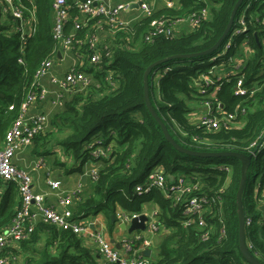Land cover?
Segmentation results:
<instances>
[{
	"label": "trees",
	"instance_id": "obj_1",
	"mask_svg": "<svg viewBox=\"0 0 264 264\" xmlns=\"http://www.w3.org/2000/svg\"><path fill=\"white\" fill-rule=\"evenodd\" d=\"M175 6H162L149 16L143 15L125 27H111L102 17L88 21L80 30L95 33L102 60L84 68L93 74V81L80 91L66 93L48 121L50 130L33 137V152L51 153L54 131L64 136L54 138L64 153L73 161L71 171L83 173L88 160L98 166L97 177L92 187L72 206L73 219L83 220L88 215L103 213L107 217L108 230L118 221L119 209L127 213H140L143 204L156 206L159 225L168 228L152 242L149 264H248L238 248V219L236 191L241 165L235 157H198L174 148L165 138L159 123L146 107L143 91V74L152 62L174 55L198 53L210 48L222 35L237 0H176ZM38 23L35 33L24 45V64L18 62V35L0 24V144L4 133L18 114L41 60L48 57L56 43L50 37L51 14L49 0H35ZM69 5L73 0H67ZM249 3L248 7L247 4ZM256 8L258 15L250 17V9ZM207 8V16L199 25L185 29L173 27L170 35L158 34L150 40L145 37L152 21L166 18L173 21L199 13ZM245 14L246 32L236 37L230 48L219 58L227 37L209 55L171 58L155 66L148 74L150 102L165 125L169 135L180 146L201 152L233 151L249 155V145L264 141V71L263 53L258 36L263 29L260 21L264 16V0H243L238 6L233 21L240 13ZM74 7L70 9L75 16ZM99 31L106 36L101 40ZM109 33V34H108ZM247 39L249 55L241 66L246 85L260 86L251 97L233 94L235 79L232 75L221 81L214 95L205 87L201 93L198 77L208 67L236 52L238 42ZM87 52V45L83 48ZM114 81L111 86L106 76ZM205 100L213 107L219 102L224 112H237L236 124L211 130L198 125L191 115L203 111ZM201 104L196 109L191 106ZM13 105V109H9ZM198 110V111H197ZM196 111V112H194ZM48 126V125H47ZM53 135V136H52ZM51 137V139H47ZM195 138V139H193ZM110 150L106 157L91 158L85 146L96 140ZM220 158L223 162H213ZM161 166L166 175V184L183 176L199 187L194 192H205L218 199L203 214L206 226L197 224L184 227L182 207L173 205L158 188L138 193L135 186L141 183L154 167ZM227 166L229 169L225 170ZM257 169V175L250 173ZM264 181V147L258 148L246 168V180L241 200L244 212L245 241L251 254L264 263V212L259 205L264 203L260 184ZM8 188L0 204V230L9 223L19 204L15 183ZM115 220L110 221V215ZM249 219V223L246 221ZM205 229L208 237L202 240ZM84 237L70 229H62L39 221L30 235L14 245L8 246L2 256H22L7 264H99L97 252L84 243Z\"/></svg>",
	"mask_w": 264,
	"mask_h": 264
},
{
	"label": "built area",
	"instance_id": "obj_2",
	"mask_svg": "<svg viewBox=\"0 0 264 264\" xmlns=\"http://www.w3.org/2000/svg\"><path fill=\"white\" fill-rule=\"evenodd\" d=\"M110 0H73L69 5L67 0H49L51 14L50 37L56 43L51 54L41 60L33 74L32 81L29 83L28 90L23 101L19 105L18 114L12 121L9 128L5 131L2 143L0 144V185L2 183L13 182L16 185L19 196V204L9 223L1 227L0 230V264H7L16 259L15 256H2L6 247L14 245L18 241L28 237L37 222L53 224L62 229H70L74 233L83 237L92 238L98 252L104 257L106 264H149V257L142 256V250L151 248L152 240L147 234H154L159 229L157 221V209H153L148 215L144 230L138 231L130 236L123 237L120 241V250L114 248L106 235L100 231L91 228V222L84 220H74L72 206L74 201L80 200L83 191V184L79 181L72 188L61 189V181L48 178L46 183L49 191L55 193L58 206H50L46 203V197L51 192H36L33 189V178L29 170L18 167L14 163L15 156L23 149L32 144L33 137L46 129L48 125V111L44 104L49 101L53 107H58L66 93L80 91L87 87L93 81V74L88 73L84 68L99 63L102 56H108L104 47H100L95 33H84L80 35V30L88 25V21L102 17L113 27H125L130 23L119 20V13L127 7L126 3L109 4ZM166 6H173V0H161ZM139 7L142 10V16H149L152 12L144 0H138ZM249 3L246 7H248ZM74 7L76 14L71 17L70 9ZM207 8H203L199 13H190L187 17L178 18L169 21L166 18H160L152 21V27L145 39L150 40L158 34L170 35L173 27L179 22H185L189 27L199 25L200 21L207 16ZM260 21L263 29L258 36V42L263 53L264 71V16ZM38 23L37 7L35 0H0V24L8 26V31L18 35L20 56L18 62L24 64L22 57L24 45L27 38L35 33ZM247 25L245 14L240 13L233 21L227 40L221 53L212 57L215 60L221 57L231 46L236 37L246 32ZM244 53L249 55V46L247 39H242ZM87 45V52L84 47ZM234 54L222 59L219 63L211 65L198 77L199 91L205 92V87L212 89L211 95H214L221 84V81L232 75L241 73V66L244 60L234 59ZM66 59H70L69 65L64 71L59 68ZM228 63L227 69L223 72L217 69V65ZM217 70V74L213 73ZM111 75L105 77L111 86L114 81ZM249 86L244 83V76L240 74L236 77L233 87V94L237 96L251 97L259 85ZM204 110L192 117L199 116L198 125L211 130H217L220 127L236 124L237 112H224L222 105L217 102L216 106L205 100ZM13 109V105H9ZM34 109V110H32ZM195 119V118H194ZM195 139V138H193ZM264 147V141L256 140L249 145V152L253 156L258 148ZM86 153L91 158L106 157L110 147H104L101 140L96 139L85 146ZM42 165V158L36 159L31 167L32 170ZM85 169L83 175L93 181L97 177L98 166H92ZM228 170L227 166L220 167ZM198 185L192 183L183 176H178L171 185L166 184V175L161 166L152 168L141 183L135 186L138 193L148 192L152 188L160 189L165 198L169 199L173 205L182 207V225L184 227L197 224L199 227L206 226L203 214L216 202L218 196L205 192L195 193ZM260 194L264 197V181L260 184ZM140 213H127L118 211L117 218L120 222L129 223L132 218ZM144 214V213H143ZM249 223V219L246 221ZM209 230L205 229L202 233V240L208 237ZM236 264V263H233Z\"/></svg>",
	"mask_w": 264,
	"mask_h": 264
},
{
	"label": "crops",
	"instance_id": "obj_3",
	"mask_svg": "<svg viewBox=\"0 0 264 264\" xmlns=\"http://www.w3.org/2000/svg\"><path fill=\"white\" fill-rule=\"evenodd\" d=\"M151 8V10H156L164 6L165 4L161 0H144ZM176 0L172 1V5L175 6L177 3ZM117 3H126L127 7L120 11L119 13V20L122 22L126 23H132L138 18L142 16V10L138 6H134L133 4L138 3V0H110L109 4L110 5H115ZM189 25L185 23L182 26H176L177 29H188ZM109 34V33H108ZM106 36L105 32L99 31V37L101 40H104L103 37ZM107 37V36H106ZM70 59H66L64 64H62V69L67 67L69 65ZM60 69V68H59ZM46 108L45 106H43ZM53 132H56L53 130ZM59 133L58 131L56 134ZM53 145V144H52ZM51 145V146H52ZM49 148H52V147ZM59 146V145H57ZM33 144H31L28 148L21 150L14 158V163L20 167L24 168L26 170L30 169L33 165L31 164L36 157L42 158V165L36 170L32 171V178H33V189L36 192H51L47 197H46V203L50 206L58 208V203H57V197L55 196V193L52 191H49V188L47 186V179H58L61 181V185L64 187H70L72 188L75 186L79 181L82 182L83 184V192L86 194L87 192L89 193L90 188L92 187V182L90 181L89 177L85 176V179L82 178L83 174H79L76 171H71L72 166H73V161L72 159L67 156L61 146H59V149L57 150L58 153L53 154V156H48L47 154H40V153H35L33 152ZM36 161V160H35ZM92 166H95L91 164ZM91 167V166H89ZM88 167V168H89ZM42 170V171H40ZM87 170V168H86ZM84 172V170H83ZM8 188V184H7ZM66 189V188H65ZM6 193V191H5ZM1 195L0 191V202L2 203L3 197L5 195ZM0 203V204H1ZM153 209H156V206L150 202H147L143 204L141 212L144 214H149ZM119 211V209H117ZM86 219L91 222V227L94 230L100 231L106 235L108 240L112 243V245L115 247V244L119 245V248H116L120 250V244L119 241L123 237L130 236L131 234H134L140 230L134 231L131 234L127 232V229H122L119 224L121 223L119 220L115 221L112 230H108V223H107V217L103 213H98L96 215H88ZM149 222V218H148ZM169 231L168 228H165L163 225L159 226V229L157 232L154 234L150 235L147 234V237H149L152 242H154L159 238L160 235L166 234ZM84 243L90 247V249L94 252H97V256L99 257V264H106L104 257L98 252L97 245L95 241L90 238V237H84ZM16 259L20 262L22 256L16 252Z\"/></svg>",
	"mask_w": 264,
	"mask_h": 264
},
{
	"label": "water",
	"instance_id": "obj_4",
	"mask_svg": "<svg viewBox=\"0 0 264 264\" xmlns=\"http://www.w3.org/2000/svg\"><path fill=\"white\" fill-rule=\"evenodd\" d=\"M242 1L243 0H237V2L235 3V5L232 9L230 18L228 20V23H227L222 35L217 39V41L210 48L205 49V50L198 52V53H192V54H186V55H174V56L166 57V58L154 61L150 65H148L144 71V74H143V91H144V100H145V104H146L147 109L149 110L151 115L156 119V121L159 123L166 140L174 148H176L178 151H181V152L186 153L188 155L198 156V157H235L240 161V165H241L240 178H239V183H238V187H237V191H236L237 219H238V248H239V251L242 255V258L248 264H264L258 258H256L255 256H253L251 254V252L249 251V249L247 247L246 241H245L244 212H243L241 195H242L243 187H244L245 180H246V168H247V166L251 160V157H252L251 154L245 155L241 152H233V151H219V152H208V151H206V152H201V151L190 150V149H187V148H184V147L178 145L173 140V138L169 135L165 125L163 124V122L161 121V119L159 118L157 113L155 112V110H154V108L150 102L149 90H148V81H147V77H148V74L150 73V71L155 66L165 62L166 60H169L171 58H179V57H183V56L185 57V56L209 55L213 51H215L220 46L223 39L225 37H227V35L229 34V31H230L231 26L233 24L235 12H236L238 6L240 5V3ZM139 4L140 3H136L133 5L138 7ZM32 110H34V109H32ZM82 178L85 179V175H83ZM258 208H259V210L264 212V203L260 204ZM57 209H58V211H61L60 207H58ZM109 217H110L111 222H113L115 220L114 215L111 214ZM147 220H148V217L145 214L141 213L137 217L132 218L129 223L121 222L119 224V226L122 229L126 228L127 232L129 234H131L132 232L137 231V230H140V231L144 230L146 227ZM91 227H93V225H91ZM115 247L119 248V245L115 244ZM141 254L144 257H150L151 248H146V249L142 250Z\"/></svg>",
	"mask_w": 264,
	"mask_h": 264
},
{
	"label": "rangeland",
	"instance_id": "obj_5",
	"mask_svg": "<svg viewBox=\"0 0 264 264\" xmlns=\"http://www.w3.org/2000/svg\"><path fill=\"white\" fill-rule=\"evenodd\" d=\"M249 13H250V17L251 18H254V17H256L257 15H258V11L256 10V8L254 7H252L251 9H250V11H249ZM185 24V22H179V23H177L176 24V26L178 27V26H182V25H184ZM236 40V39H235ZM234 59L238 62V60H246V57H247V55L244 53V48H243V43H242V40L240 41V42H238V46H237V48H236V52L234 53ZM64 64V63H63ZM227 66H228V63H224V64H219V65H217L216 67H217V69H221L223 72L227 69ZM63 67V66H62ZM62 67L59 69L61 72L62 71H64L67 67H65V68H63L62 69ZM213 73L214 74H217V70L215 71V70H213ZM44 106L46 107V110L48 111V113H49V115H48V121L50 120V116L53 114V113H56L57 112V108L56 107H53L52 105H51V103L49 102V101H47L45 104H44ZM191 106L193 107V108H196V109H198L200 106H201V104H199V103H196L195 104V102H193L192 104H191ZM202 108L204 109V106L203 107H201L200 109L202 110ZM198 111V110H197ZM194 112H196V111H194ZM196 114H198V113H194V116L196 115ZM193 116V115H192ZM199 116H196L195 117V119H194V121H197V118H198ZM45 130H47V131H49L50 130V122H49V124H48V126L46 127V129ZM53 135H55V137H53V139H52V143L51 144H53L51 147V153H47V155L48 156H53V154H56V153H58V149H59V146H57V144H55V141H54V138H60V137H62V136H64L65 134H64V132H59V133H57L56 134V132H54V134ZM52 135V136H53ZM47 139H51V137H48ZM38 157H36L35 159H34V161L31 163L32 165L35 163V160L37 159ZM91 161H87V162H85V164H84V167H83V169L85 170L86 168H88L90 165H91V163H90ZM213 162H219V163H221V162H223V159H220V158H215V159H213ZM29 170V172L31 173V175H32V169L30 168V169H28ZM36 170V169H35ZM40 171H42V170H40ZM254 171V172H253ZM252 172L254 173V175H256V174H258L257 175V180H255L256 181V183L257 182H259L260 181V177H259V174H260V172L257 170V169H252V171L250 172L251 174H252ZM61 189H63V190H65V188L68 190V188H70V187H64V186H62L61 185V187H60ZM7 190V183H2L1 185H0V191H1V195H3L4 193H5V191ZM1 203V202H0ZM84 221H88L86 218H84L83 219ZM157 241V240H156ZM153 242H154V240H153Z\"/></svg>",
	"mask_w": 264,
	"mask_h": 264
}]
</instances>
